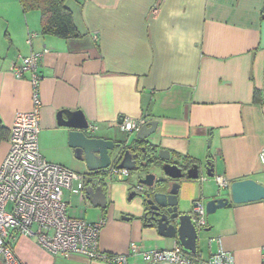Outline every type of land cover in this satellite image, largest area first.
Returning a JSON list of instances; mask_svg holds the SVG:
<instances>
[{
	"label": "crops",
	"instance_id": "obj_1",
	"mask_svg": "<svg viewBox=\"0 0 264 264\" xmlns=\"http://www.w3.org/2000/svg\"><path fill=\"white\" fill-rule=\"evenodd\" d=\"M80 36L59 38L41 31L38 10L24 12L20 0H0V119L11 130L15 116L33 107L31 74L17 77L15 66L43 53L38 66L41 119L39 148L51 163L87 173L84 159L69 143L61 110H80L88 135L130 144L136 133L121 127L124 117L156 121L147 141L169 150L179 162L205 169L197 180L181 181L182 210L229 197L235 180L264 184V0H66ZM31 39V41L29 40ZM258 91V94H256ZM93 126L96 128L93 129ZM10 147L0 143V166ZM114 164V163H112ZM111 164V165H112ZM148 171L103 184L107 206L66 190L69 214L91 221L107 217L100 249L129 253L128 264H157L132 254L170 249L177 239L162 238L144 224L140 195L129 198ZM228 186L221 188L217 178ZM198 255L209 258L222 246L234 264H264V200L230 202L206 218ZM14 251L22 264H106L84 256L54 255L36 238L19 234ZM162 263V262H158Z\"/></svg>",
	"mask_w": 264,
	"mask_h": 264
},
{
	"label": "built area",
	"instance_id": "obj_2",
	"mask_svg": "<svg viewBox=\"0 0 264 264\" xmlns=\"http://www.w3.org/2000/svg\"><path fill=\"white\" fill-rule=\"evenodd\" d=\"M42 56V52L32 53L14 68L17 77H23L26 72L31 74L34 95L32 109L15 116L9 151L0 166V264H22L14 251V241L19 234L36 238L40 246L54 255H78L106 264H128L129 253H107L100 249V233L107 217L91 221L71 216L64 192L71 191L84 199L89 184L123 181L131 171L112 164L98 171L78 173L49 162L40 152L42 103L37 70ZM145 123L144 118L124 117L120 125L129 133H137ZM260 158L264 163V148L260 151ZM217 181L221 188L229 185L223 177H218ZM136 189L142 191L144 188L137 185ZM193 211L198 225L205 227V204L197 200ZM131 250L132 254H142L152 263L167 260L173 264H234L233 254L221 242L218 251L206 259L192 256L178 243L170 249L145 250L133 242Z\"/></svg>",
	"mask_w": 264,
	"mask_h": 264
},
{
	"label": "water",
	"instance_id": "obj_3",
	"mask_svg": "<svg viewBox=\"0 0 264 264\" xmlns=\"http://www.w3.org/2000/svg\"><path fill=\"white\" fill-rule=\"evenodd\" d=\"M58 120L61 125L70 129L69 143L75 148L77 157L85 160L90 171L108 168L116 161L121 168L138 171L137 153L123 148L120 143L113 140L88 135L89 122L82 111L61 110L58 112ZM156 126V121L146 122L138 130L135 138L147 140L155 132ZM156 156L162 163L154 167L160 169L161 175L155 171H148L139 180V185L144 189L139 191L135 188L129 198L137 195L143 198L146 206L143 220L146 226L156 228L162 238L177 239L186 250L196 254L204 240L202 232H207V229L198 225L193 209H181L179 196L181 181L197 180L203 170L208 177H214L213 164L207 161L205 169L198 163L187 166L174 160L170 151L164 149L157 150ZM229 187L230 198L209 200L205 204L206 214L212 215L230 202L241 204L264 200V184L253 178L235 180ZM86 193L94 206L102 208L107 206L106 193L102 185L87 186ZM157 264L173 263L163 260Z\"/></svg>",
	"mask_w": 264,
	"mask_h": 264
},
{
	"label": "trees",
	"instance_id": "obj_4",
	"mask_svg": "<svg viewBox=\"0 0 264 264\" xmlns=\"http://www.w3.org/2000/svg\"><path fill=\"white\" fill-rule=\"evenodd\" d=\"M24 12L38 10L41 14V31L45 35H53L59 38L67 39L80 36L73 20L72 12L66 7V0H20ZM258 94V91H256ZM10 131L0 119V143L9 138ZM123 148L131 149L137 153L138 171L143 172L155 165L161 160L156 156L157 146L150 144L147 140L134 138L130 144H121ZM195 162L186 163L187 166ZM118 165V162H114ZM135 173L130 172V175ZM192 256H197L198 253Z\"/></svg>",
	"mask_w": 264,
	"mask_h": 264
},
{
	"label": "rangeland",
	"instance_id": "obj_5",
	"mask_svg": "<svg viewBox=\"0 0 264 264\" xmlns=\"http://www.w3.org/2000/svg\"><path fill=\"white\" fill-rule=\"evenodd\" d=\"M70 215L72 216V214H70ZM209 216H211V215L206 214V218L209 217ZM204 232H202V235L204 234Z\"/></svg>",
	"mask_w": 264,
	"mask_h": 264
}]
</instances>
